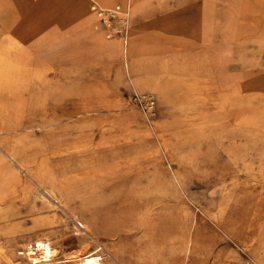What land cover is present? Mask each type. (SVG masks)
I'll list each match as a JSON object with an SVG mask.
<instances>
[{
    "label": "rangeland",
    "instance_id": "1",
    "mask_svg": "<svg viewBox=\"0 0 264 264\" xmlns=\"http://www.w3.org/2000/svg\"><path fill=\"white\" fill-rule=\"evenodd\" d=\"M151 1L153 17H174L175 0ZM216 14L231 16L236 38L242 30L248 40L233 43L231 89L209 94L202 108L198 98L184 104L181 84L163 96L161 85L189 77L159 73V49L100 62L88 51L81 57V41L91 46L76 35L77 59L86 63L64 68L61 35L49 49L28 52L24 62H41L38 68H21L9 54L0 66V95H7L0 98V158L11 154L36 178L55 175L46 187L62 208L11 164L26 185L0 203V264H33L26 254L36 241L56 250L49 264H78L94 251L102 264H171L176 255L186 264H254L240 243L252 234L239 227L255 226L246 206L264 186L256 178L264 161V0H216ZM103 22L124 35V14L108 12ZM136 94L155 97L152 113L139 109ZM224 103L240 109L227 128ZM83 166L87 173L78 176ZM194 215L216 231L200 249L190 241Z\"/></svg>",
    "mask_w": 264,
    "mask_h": 264
},
{
    "label": "crops",
    "instance_id": "2",
    "mask_svg": "<svg viewBox=\"0 0 264 264\" xmlns=\"http://www.w3.org/2000/svg\"><path fill=\"white\" fill-rule=\"evenodd\" d=\"M121 1L0 0V66H5L9 62V54H15L17 66L32 67L35 63V68H38L41 62H24L28 52L49 49L51 42L54 45L56 36L61 35L64 47L59 61H62L64 68H70L76 64L82 65L86 62L77 59L78 48L71 46L73 45L72 36L77 35L79 39H89L86 46H91L84 48L85 45L81 41L79 48L81 57L88 51L99 56L101 60L98 61L100 62H119L123 59L126 62L134 61L139 54L159 49L161 53L159 62L161 71L159 73L164 71L167 74L189 77L181 82L175 80L170 85H161L160 91L165 98H168L176 93V89L181 84L184 104L187 107L189 102L192 104V98H198L197 105L202 108L206 104L205 100L209 98V94H215L217 90L227 92L231 89L233 43L248 40L247 36L244 37L247 33H242L241 30L237 39L231 16L224 15L222 19H218L216 0H175L174 17L167 14V11H162L159 18L153 17L148 11V7L152 5L151 0H127L131 5L126 14L127 23L122 32L123 36L114 32L113 27L105 26L104 12L100 11L97 16L90 8V4L93 2L101 5L105 2L106 5L114 6L121 5ZM156 1L167 3L170 0ZM164 8L169 7L165 6ZM109 33L110 35H108ZM162 62L167 65L163 67ZM145 73L147 72L145 71ZM0 98H7V95H0ZM201 108L196 115L209 123L207 121L209 120L208 113ZM234 112L239 114L240 109L232 110L230 105L224 103L222 112L226 119L224 128L230 125L226 121L231 120ZM52 145L56 144L52 143ZM238 148L240 146L234 145L230 146L228 150L235 153ZM240 151L239 149V153ZM4 157L7 159L6 161L0 158V203L6 202L9 197L16 195V186L21 182L20 176L12 171V164L36 185L48 201L55 202L61 207L53 188L46 187L47 184L54 183L55 175L48 173L36 178L31 174V170L15 160L11 154H4ZM260 167L261 169H257L256 178H264V161L260 163ZM78 169V176L87 173L85 166ZM69 172L70 169L65 168L63 175L65 176ZM40 178L46 179L47 182L36 180ZM21 183L26 185L25 182ZM68 183V180L64 179L60 180L59 185L63 188ZM246 207V212L250 211L248 216L255 226H248L241 221L239 227L241 234L246 236L252 234V237L244 240L240 235V243L246 247L249 258L253 263L255 262L254 264H264V243H261L260 237L264 234V186L256 197V201L249 202ZM197 216L194 215L190 227V241L194 245L193 249H200L198 245L201 241L213 239L216 236L215 229L213 227L206 228V225H203V220ZM78 225L83 227L81 223ZM110 258L116 261L114 256L110 255ZM230 258L233 259V257ZM172 259L171 264L187 263L184 257L179 255Z\"/></svg>",
    "mask_w": 264,
    "mask_h": 264
},
{
    "label": "bare ground",
    "instance_id": "3",
    "mask_svg": "<svg viewBox=\"0 0 264 264\" xmlns=\"http://www.w3.org/2000/svg\"><path fill=\"white\" fill-rule=\"evenodd\" d=\"M126 5L127 4H126L125 0H122L121 5H114V6L106 5L105 2H103V5H101L100 3L93 2L90 4V8H91V10H93L94 14L97 16L100 13V11L104 12L103 15H106L108 12L109 13H115V14H118L121 12V13H124V15L126 16V14L128 13V10H126V7H127ZM78 19H76V20H78ZM71 46H73V45H71ZM32 246H34V249H32V247L29 248L30 246H28L27 250H29V251L26 254V257L33 264H49V262L52 261V259L56 256V250L48 242L34 243ZM13 255H15V254H13ZM67 258H68V256H67ZM78 264H102V257L99 256L96 251H94V252H91V253L79 258Z\"/></svg>",
    "mask_w": 264,
    "mask_h": 264
},
{
    "label": "built area",
    "instance_id": "4",
    "mask_svg": "<svg viewBox=\"0 0 264 264\" xmlns=\"http://www.w3.org/2000/svg\"><path fill=\"white\" fill-rule=\"evenodd\" d=\"M134 100L139 109L146 114L152 113L156 107V99L150 94H136ZM31 247L34 249V246H30L29 248Z\"/></svg>",
    "mask_w": 264,
    "mask_h": 264
}]
</instances>
